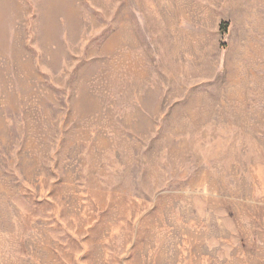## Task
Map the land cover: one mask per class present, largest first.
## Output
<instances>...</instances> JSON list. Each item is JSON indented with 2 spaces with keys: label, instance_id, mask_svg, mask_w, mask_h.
I'll list each match as a JSON object with an SVG mask.
<instances>
[{
  "label": "rangeland",
  "instance_id": "obj_1",
  "mask_svg": "<svg viewBox=\"0 0 264 264\" xmlns=\"http://www.w3.org/2000/svg\"><path fill=\"white\" fill-rule=\"evenodd\" d=\"M0 264H264V0H0Z\"/></svg>",
  "mask_w": 264,
  "mask_h": 264
}]
</instances>
